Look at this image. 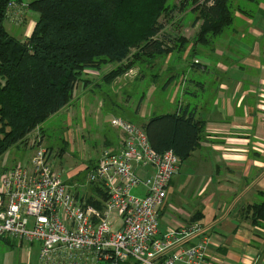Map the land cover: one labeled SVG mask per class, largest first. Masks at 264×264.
<instances>
[{
  "label": "crops",
  "instance_id": "obj_1",
  "mask_svg": "<svg viewBox=\"0 0 264 264\" xmlns=\"http://www.w3.org/2000/svg\"><path fill=\"white\" fill-rule=\"evenodd\" d=\"M230 1L234 13L231 28L200 49L201 56H192L190 43H186L185 52L155 56L139 77L150 79V99L160 91L169 104L176 103L172 112L164 114L193 111L199 123L197 147L180 162L166 189L158 235L198 222L203 227L202 234L209 238L205 255L208 263L264 264V222L257 220L253 224L251 212L245 209L260 203L264 194V0ZM26 13L21 25L11 22L19 28V40L30 35L36 21L27 24ZM198 27L199 23L190 29L182 27L189 35H179L190 41ZM113 68V64H108L99 71L85 70L84 82L76 86L72 100L48 120L58 115L66 120L76 119L82 110V119L71 126L82 133L93 127L100 132L99 139L106 150L117 152L121 135L109 126L110 122L104 129L103 117H117L112 111L122 106L120 110L134 120L128 122L142 128L151 117L163 113L142 121L147 116L143 103L146 92L135 107L130 106L126 96L116 98L111 85L108 88L101 80ZM156 104L155 111L163 110L162 105ZM136 119L142 122L137 123ZM63 123L67 131V121ZM40 128L43 132V125ZM41 137L44 138L43 133ZM13 158L15 163L20 162ZM150 173V169H137L141 178ZM98 186H93L88 194L84 192L81 198L102 206L104 190ZM136 188L138 196L146 194L142 187ZM119 222L115 220L114 230L119 229ZM198 239L194 236L183 245L197 243ZM29 246H36L39 260V246ZM179 248L174 245L168 254ZM38 264L48 263L39 260ZM124 264L138 263L130 260Z\"/></svg>",
  "mask_w": 264,
  "mask_h": 264
},
{
  "label": "trees",
  "instance_id": "obj_2",
  "mask_svg": "<svg viewBox=\"0 0 264 264\" xmlns=\"http://www.w3.org/2000/svg\"><path fill=\"white\" fill-rule=\"evenodd\" d=\"M10 1L0 0V156L24 146L35 130L41 137L40 127L69 104L85 70L113 64L101 78L109 86L134 65L145 68L155 56L185 52L186 43L199 56L234 21L230 0H32L28 9L38 17L30 35L18 40L3 26ZM177 13L184 17L174 24ZM187 15L191 26L199 23L190 41L167 33ZM141 127L153 151L171 150L180 162L198 144L193 111L153 116ZM245 209L253 224L264 222V194Z\"/></svg>",
  "mask_w": 264,
  "mask_h": 264
},
{
  "label": "built area",
  "instance_id": "obj_3",
  "mask_svg": "<svg viewBox=\"0 0 264 264\" xmlns=\"http://www.w3.org/2000/svg\"><path fill=\"white\" fill-rule=\"evenodd\" d=\"M27 9L11 0L5 20L19 26ZM110 127L121 135L120 148L104 150L86 177L106 192L102 209L87 204L60 179L35 130L29 141L32 155L0 174V238L37 244L39 260L48 264H210L205 260L209 238L200 223L158 235L160 208L179 170L178 157L171 150L153 151L144 131L120 117H112ZM139 168L151 173L141 178ZM136 187L146 194L132 195ZM116 219L119 229L114 230ZM194 236L197 243L183 245ZM174 245L180 248L168 254Z\"/></svg>",
  "mask_w": 264,
  "mask_h": 264
},
{
  "label": "rangeland",
  "instance_id": "obj_4",
  "mask_svg": "<svg viewBox=\"0 0 264 264\" xmlns=\"http://www.w3.org/2000/svg\"><path fill=\"white\" fill-rule=\"evenodd\" d=\"M31 1L32 0H21L20 2L26 4ZM177 1L178 0H173V2ZM176 15L177 18L173 22L174 24L178 23L180 19L182 20V17H184L178 13ZM37 17L38 14L36 12L27 9V24H29L33 19L36 20ZM191 17L192 16L188 15L185 16V20L177 24L176 27L174 24H172L170 27L168 26L167 33L171 34L172 36L180 34V32L184 33V35H189V31L181 30V28L183 27L190 29V24H192L190 20ZM166 24L168 25V23ZM3 26L11 36L17 38L18 40L21 38V33H19L17 30L19 28L15 27V25H13L10 21L4 20ZM131 70V74H129L127 77L124 75V73L122 76L116 78L112 84H110L112 90L116 93V98L119 99L123 96H126V100H128L130 106L135 107L139 103L143 94L146 92L147 94L145 95L143 103L144 108L147 111V116L142 120L143 122H146L151 116L155 114L172 112L176 103L169 104L163 99V97H161L162 94L160 91V96L154 95L150 99V86H148L150 79L146 78L145 80H139V77L145 72V68L139 65H134ZM151 74H154V72ZM109 86L107 87L109 88ZM101 96L104 97V95ZM156 103L162 105L163 110L155 111L157 108ZM120 109H122V106H120L119 109L113 110L112 114L114 116L126 119L127 121L133 120L130 117L127 118ZM82 115L83 111L80 110V113L76 119L72 118L71 120L67 117L68 119L66 120L63 119L62 116L58 115L51 118L50 120H47L43 124L44 138L41 141V146L48 151L51 168L59 175L62 181L72 186L73 193L78 195L80 198L84 195V192L88 194L90 189L97 185L88 184L86 182V177L88 172L91 170L93 163H95L100 157L101 153L106 150L105 146L99 139L100 132L94 131L93 127L88 129L86 131L87 133H82L78 128L76 129L71 126V123L81 120ZM64 120L67 121V131H65L63 128V125L66 124L63 123L66 122ZM109 120V117H103V121L105 123L104 129L108 128V123L110 122ZM136 120L137 121L135 122L137 123L142 122L138 121V119ZM29 136L30 135L27 137L28 142L24 146L14 147V150H9L0 156V171L7 167L11 168L14 165L15 159L13 157H16V159H19V161H21L24 157H30V155L33 153V147L29 143V141L32 139H29ZM16 148L17 150H15ZM135 189H133L131 194L138 196V194L135 192ZM38 262V251L36 246L30 247L29 244L25 242H18L15 240H10V242L0 240V264H38Z\"/></svg>",
  "mask_w": 264,
  "mask_h": 264
},
{
  "label": "bare ground",
  "instance_id": "obj_5",
  "mask_svg": "<svg viewBox=\"0 0 264 264\" xmlns=\"http://www.w3.org/2000/svg\"><path fill=\"white\" fill-rule=\"evenodd\" d=\"M93 168V167H92Z\"/></svg>",
  "mask_w": 264,
  "mask_h": 264
}]
</instances>
